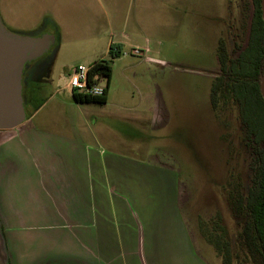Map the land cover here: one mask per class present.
<instances>
[{"label":"crops","instance_id":"0c3cea01","mask_svg":"<svg viewBox=\"0 0 264 264\" xmlns=\"http://www.w3.org/2000/svg\"><path fill=\"white\" fill-rule=\"evenodd\" d=\"M183 2L0 0V16L14 29L49 18L48 32L59 28L57 51L87 45L83 59L90 64L110 60L111 45L123 51L174 41L185 19ZM37 69L32 66L26 86ZM69 76L21 125L0 130V264H208L182 220L175 185L171 216L134 209L149 211L143 181L149 168L124 155L117 159L113 132L93 121L98 111L91 105L100 104L76 102ZM133 188L142 194L128 195ZM118 189L125 192L114 198ZM169 219L179 230L167 233Z\"/></svg>","mask_w":264,"mask_h":264},{"label":"rangeland","instance_id":"374dc122","mask_svg":"<svg viewBox=\"0 0 264 264\" xmlns=\"http://www.w3.org/2000/svg\"><path fill=\"white\" fill-rule=\"evenodd\" d=\"M183 4H187L182 5L185 19L177 39L145 41L139 47L148 48L145 57L128 47L115 60L109 57V102L91 105L98 111L93 121L98 119L113 132L117 159L124 155L137 160L145 171L149 168L143 180L149 211L136 204L140 215L171 216L175 185L182 220L208 264H225L214 246L217 239L228 241L231 248L234 241L238 254L232 264H263L245 248L244 221L235 210L237 199L253 180V156L244 141L239 109L226 95L216 107L212 103L220 39L228 48L245 42L253 4L251 0H185ZM8 29L23 36L42 34L40 26ZM85 47L70 45L58 52L55 43L26 63L25 67H38L31 85H23L27 114L64 86L78 63L89 64L90 59H83ZM123 192L114 190V198ZM132 193L136 197L142 189L133 188L128 195ZM172 223L165 221L167 233L179 230Z\"/></svg>","mask_w":264,"mask_h":264},{"label":"trees","instance_id":"16d2710c","mask_svg":"<svg viewBox=\"0 0 264 264\" xmlns=\"http://www.w3.org/2000/svg\"><path fill=\"white\" fill-rule=\"evenodd\" d=\"M251 1L253 11L245 42L235 43L233 47L228 48L226 41L220 40L219 70L215 74L212 86V103L216 107L222 98L226 99V95L239 109L241 126L245 132L244 141L253 156L251 163L253 180L245 193L237 199L235 210H238L237 214L244 221L242 231L245 248L252 255H258L264 264V98L261 91L264 75V19L262 0ZM50 22L49 18L43 20L40 25L42 33L49 31ZM6 28L8 29L7 26ZM55 33L58 37V27ZM110 53L112 59L120 56L121 47L111 45ZM96 61L91 72L100 73L107 79L106 92L103 96L73 92V99L78 103L107 102L112 65L110 60ZM214 246L223 255L224 263L232 264L238 254L233 243L231 248L228 241L217 239Z\"/></svg>","mask_w":264,"mask_h":264},{"label":"water","instance_id":"95a60500","mask_svg":"<svg viewBox=\"0 0 264 264\" xmlns=\"http://www.w3.org/2000/svg\"><path fill=\"white\" fill-rule=\"evenodd\" d=\"M264 19V0H262ZM56 43L54 33L23 36L6 28L0 16V130L14 129L27 119L23 98L26 63L44 55ZM264 98V75L261 83Z\"/></svg>","mask_w":264,"mask_h":264},{"label":"built area","instance_id":"2783aa9c","mask_svg":"<svg viewBox=\"0 0 264 264\" xmlns=\"http://www.w3.org/2000/svg\"><path fill=\"white\" fill-rule=\"evenodd\" d=\"M148 48L142 50L133 48L132 53L145 56ZM97 61L90 64H78L70 73L68 86L71 92L87 94L91 96H103L106 92L107 80L100 73H92L91 70Z\"/></svg>","mask_w":264,"mask_h":264},{"label":"flooded vegetation","instance_id":"af4514ba","mask_svg":"<svg viewBox=\"0 0 264 264\" xmlns=\"http://www.w3.org/2000/svg\"><path fill=\"white\" fill-rule=\"evenodd\" d=\"M31 68H32V66L29 65V66L25 67V69H24V74H23V85H25L24 82H25V79H26V77L28 76V74L32 72ZM27 100H28V99L26 98V100H25V97H24V101H27ZM233 245H234V247H235V243H234V241H233Z\"/></svg>","mask_w":264,"mask_h":264}]
</instances>
